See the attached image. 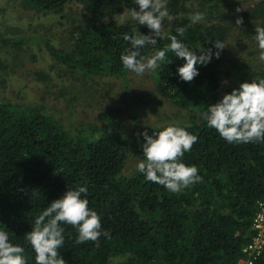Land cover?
<instances>
[{
    "label": "trees",
    "instance_id": "obj_1",
    "mask_svg": "<svg viewBox=\"0 0 264 264\" xmlns=\"http://www.w3.org/2000/svg\"><path fill=\"white\" fill-rule=\"evenodd\" d=\"M231 3L168 0L174 19L165 20V38H157L155 46L147 45L142 50L145 55L170 43L167 35H176L177 27L185 28L178 39L196 50L200 46L214 49L215 41L225 48L218 59L197 65L199 74L190 82L180 80L176 73L183 59L168 52L152 74L154 89L132 96L124 91L119 96L121 107L100 110L97 123L71 129L72 124L63 123L61 116L47 108L46 96L24 105L0 99V227L25 246L28 264H34V253L24 234L31 230L35 216L67 188L77 186H87L89 207L101 215L102 228L109 236L76 244V229L64 225L65 242L58 254L66 264H239L244 258L243 249L253 237L257 203L264 198V143L229 144L202 118L209 104L241 82L264 78V67L250 69L247 56L240 53L242 46L249 51L255 48L254 38L233 42L230 29L224 26L223 11ZM74 4L80 6L79 12L71 7ZM24 8L54 13L57 25L68 27V48L50 42L45 48L72 77L82 79L132 74L120 61L128 46L123 37L136 30L145 35L150 32L136 21L120 23L124 10L138 8L134 0H24ZM197 12L203 13V19L193 22L191 16ZM243 15L249 21L264 19V0L251 3ZM242 30V35H250V28ZM26 41L0 38V58L7 52L4 47ZM7 53L9 61H15L17 56ZM8 64L2 59L0 72H6ZM0 85H5L1 73ZM60 93L68 92L60 89ZM156 101L188 110L191 117L181 126L197 136L182 159L198 168L202 180L178 193L146 181L136 168L128 170L130 163L143 159L140 133L146 130L151 135L165 126L148 123L139 114ZM124 114L127 125L122 124ZM255 264H264V255Z\"/></svg>",
    "mask_w": 264,
    "mask_h": 264
},
{
    "label": "clouds",
    "instance_id": "obj_2",
    "mask_svg": "<svg viewBox=\"0 0 264 264\" xmlns=\"http://www.w3.org/2000/svg\"><path fill=\"white\" fill-rule=\"evenodd\" d=\"M134 4L138 9L130 10L131 18L150 32L145 35L136 30L123 37L128 46L121 53L120 61L131 73L139 76L147 70L157 69L159 63L166 60V54L172 52L177 59L184 61L176 69L179 79L190 82L199 74L197 65H207L214 57L218 59L220 50L225 48L222 42L215 41L212 43L215 50L201 46L196 50L178 39L183 36L185 28L177 27L176 35H167L170 43L154 49L151 55H145L142 50L147 45L155 46L157 38H165L164 22H171L174 17L168 11V0H134ZM120 16L123 21V12ZM191 19L198 22L203 19V13L197 12ZM240 23L241 20L237 19L236 24ZM254 40L261 50L259 58L264 61V26L255 28ZM202 118L229 144L264 143V78L241 82L217 102L209 104ZM140 135L143 137V159L136 164V169L146 181L159 184L172 193L201 182L198 168L182 159L197 141V136L189 132L187 126L170 123L160 126L151 135L146 130ZM87 191V186L67 188L35 216L31 230L24 234V241L34 253V264H66L58 254L65 242L64 225L76 229V244L97 242L102 235L109 236V232L102 228L101 215L89 207ZM9 233L8 229L0 227V264H28L25 246L14 242Z\"/></svg>",
    "mask_w": 264,
    "mask_h": 264
},
{
    "label": "rangeland",
    "instance_id": "obj_3",
    "mask_svg": "<svg viewBox=\"0 0 264 264\" xmlns=\"http://www.w3.org/2000/svg\"><path fill=\"white\" fill-rule=\"evenodd\" d=\"M258 0H247L243 5H238L239 0H231V6L225 8L226 26L230 29V39L237 42L245 39L252 41L257 26H264V19L259 21H249L244 19L243 12L250 7L251 3ZM75 12L81 10L80 6H71ZM138 9V8H137ZM125 19L120 23L131 24L135 20L131 18L130 10H124ZM57 15L54 13H37L24 8V0H0V38L4 40L26 39L24 44L19 46H6L4 49L14 56L15 61H9L8 53H3V57L10 65L6 72H0L5 80V85H0V99L13 101L18 105L25 103H37L43 96L47 97V108L52 114L62 117V122L72 124L71 129L78 125L96 122V116L100 110L121 107L119 96L128 91L132 96L140 91L153 88L152 74L154 70H147L143 75L129 74L125 78L95 77L82 79L78 76H71L65 67L59 65L45 48V43L50 42L58 48H68L66 28L57 24ZM240 19L241 23L236 24ZM213 22H215L213 20ZM250 28V35L242 34L243 28ZM242 33V34H241ZM231 42V43H233ZM1 46V45H0ZM3 48V47H2ZM229 50L232 51L231 46ZM233 52V51H232ZM247 56L246 65L250 69L259 70L264 67V61L260 60L261 50L255 44L251 51L242 46L240 53ZM249 53H255L250 56ZM0 60V61H1ZM77 79V81L75 80ZM47 79V80H46ZM230 80L225 78V83ZM60 89L66 90L67 95L60 93ZM95 93L94 95L92 93ZM93 95V96H92ZM75 96L72 102L71 100ZM66 98V99H65ZM145 112H140L145 116L146 121L153 125H167L170 123L184 125L191 117L187 110L176 109L173 105L165 101L151 103ZM127 117L124 114L122 124L127 125ZM97 123V122H96ZM137 161V160H135ZM135 162L130 163L128 170L133 172L136 168ZM126 170V171H128Z\"/></svg>",
    "mask_w": 264,
    "mask_h": 264
},
{
    "label": "built area",
    "instance_id": "obj_4",
    "mask_svg": "<svg viewBox=\"0 0 264 264\" xmlns=\"http://www.w3.org/2000/svg\"><path fill=\"white\" fill-rule=\"evenodd\" d=\"M251 243L243 249L244 258L239 264H255L264 255V198L257 203V212L252 222Z\"/></svg>",
    "mask_w": 264,
    "mask_h": 264
}]
</instances>
